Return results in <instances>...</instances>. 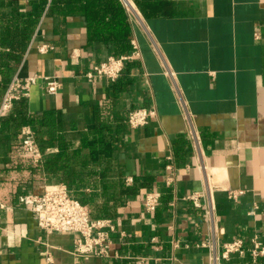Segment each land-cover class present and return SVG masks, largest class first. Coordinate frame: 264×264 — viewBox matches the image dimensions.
Masks as SVG:
<instances>
[{
	"label": "crops",
	"instance_id": "obj_1",
	"mask_svg": "<svg viewBox=\"0 0 264 264\" xmlns=\"http://www.w3.org/2000/svg\"><path fill=\"white\" fill-rule=\"evenodd\" d=\"M85 1L0 0V103L16 74L43 77L2 119L0 264H209L210 202L218 251L237 238L264 243V0H130L135 16L122 0H99L125 12L126 44L93 37ZM133 40L141 57L116 81L87 76ZM44 77L60 80L56 94ZM143 107L156 115L131 129L128 114ZM25 126L42 164L22 149ZM57 183L93 218L113 219L109 257L79 259L75 234L41 230L20 205ZM149 191L161 197L154 213L144 208ZM193 193L203 208L186 199Z\"/></svg>",
	"mask_w": 264,
	"mask_h": 264
},
{
	"label": "built area",
	"instance_id": "obj_2",
	"mask_svg": "<svg viewBox=\"0 0 264 264\" xmlns=\"http://www.w3.org/2000/svg\"><path fill=\"white\" fill-rule=\"evenodd\" d=\"M54 0H49L52 2ZM127 11L131 15H137L136 10L130 0H122ZM52 46L44 44L40 46L41 53H47ZM141 57V52L136 40L132 41V51L129 54L121 56H111L107 60L95 65L91 72L87 73L91 78H105L109 81H116L123 73L128 61ZM169 74L172 73L169 71ZM40 75L21 77L16 74L8 88L6 89L0 103V129L2 119L7 116L16 102L26 100L31 95L33 85L39 79ZM47 81L46 89L50 94H56L61 87L60 80L56 78L44 77ZM156 111L152 108H136L130 111L127 117V123L131 129H137L146 126ZM196 139V133L192 132ZM22 149L26 155L32 158L34 163L42 164L44 153L37 142L32 128L25 126L21 130ZM48 152H52L48 149ZM171 169L172 167H168ZM170 183V181H169ZM241 191H230L232 198L237 199ZM200 193H193L187 196V200L192 201L195 206L202 207L200 203ZM21 206L29 209L38 224V227L47 233H73L76 235L74 240V254L83 261L91 258H107L110 256L112 244V234L116 232V225L111 218H93L87 205L79 199L72 196L69 187L64 183L48 184L44 187L42 193H25L18 198ZM161 197L158 192L149 191L145 194L144 208L147 213H154L160 205ZM205 220L212 232V239L201 243L202 247H208L209 264H220L222 261H228L233 255L244 256L249 253L251 264H259L264 259V243L254 236L247 246L243 239H234L224 242L220 251L216 246L215 236V218L214 207L210 202L204 208ZM52 261L50 254L47 258Z\"/></svg>",
	"mask_w": 264,
	"mask_h": 264
},
{
	"label": "trees",
	"instance_id": "obj_3",
	"mask_svg": "<svg viewBox=\"0 0 264 264\" xmlns=\"http://www.w3.org/2000/svg\"><path fill=\"white\" fill-rule=\"evenodd\" d=\"M85 2L87 3V5L83 7V9L87 17L89 27L93 31V37L105 38L107 33H113L111 37L121 39L118 41L120 44L128 43L130 30L127 23L126 14L125 12H123V10L117 9V11H109L107 7L101 9L99 0H86ZM110 14L112 17L110 16ZM108 17H111L112 22L106 20L108 19ZM114 19L117 21V25H113ZM131 51L132 50L126 53L129 54Z\"/></svg>",
	"mask_w": 264,
	"mask_h": 264
}]
</instances>
